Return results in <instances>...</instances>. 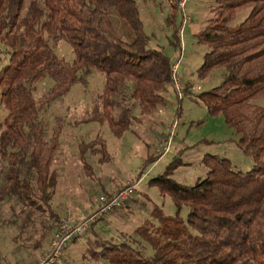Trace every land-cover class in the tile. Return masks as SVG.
<instances>
[{"label":"trees","instance_id":"1","mask_svg":"<svg viewBox=\"0 0 264 264\" xmlns=\"http://www.w3.org/2000/svg\"><path fill=\"white\" fill-rule=\"evenodd\" d=\"M165 1L170 10L164 22L178 45L176 0ZM204 1L210 16L195 38L206 50L195 72L204 77L214 68L223 71L219 83L197 97L209 115L221 114L234 130L252 165L235 170L227 158L204 154V176L186 185L170 176L183 164L174 157L147 181L171 198L174 213L154 209L157 224L133 231L151 252L137 248V241H103L98 254L108 264H264V105L258 102L264 99V0ZM22 6L23 0H0V102L7 111L0 121V158L6 161L0 201L12 194L22 205L39 200L49 208L61 120L54 119L45 138L39 110L94 69L103 74L102 88L78 121L106 122L118 137L136 120L132 107L147 116L166 104L174 63L160 46H148L134 0H31L23 12ZM243 9V18L232 24ZM60 40L71 47L70 62L53 52ZM43 77L52 84L34 98V84ZM99 142L95 137L77 144L84 165V152Z\"/></svg>","mask_w":264,"mask_h":264},{"label":"rangeland","instance_id":"2","mask_svg":"<svg viewBox=\"0 0 264 264\" xmlns=\"http://www.w3.org/2000/svg\"><path fill=\"white\" fill-rule=\"evenodd\" d=\"M31 0H23L22 12ZM40 3L41 0H35ZM139 8L143 30L149 37L148 46H160L165 55L175 64V70L184 84V91L177 100L172 83L165 94L166 104L152 115L139 116L134 106L129 128L118 137L114 136L106 122H79L89 111L94 97L100 93L103 74L92 69L83 80L73 84L69 91L39 110V118L48 138L54 127V119L61 120L59 149L51 164L55 171L56 184L52 190L49 208L39 200L34 206L22 205L12 194L0 201V264H33L46 250L59 218L70 222L88 216L96 206L97 197L109 184L113 189L134 184L133 192L117 208L92 222L82 237L74 239L66 246L56 264H108L99 257V244L103 241H127L151 252L143 242H139L133 231L142 223L157 224L152 210H160L163 215H172L174 205L171 198L148 184V180L161 173L165 166L177 157L179 164L170 175L178 183L191 185L204 176L201 163L204 154H215L230 161L233 169L246 171L251 159L236 145L237 135L228 126L221 114L209 115L204 102L197 97L201 92L216 86L222 69L214 68L204 77L196 75L201 55L206 46L197 43L195 29L209 17L207 2L187 0L183 6L188 21L181 26L182 12L174 16L179 44L172 38V26L164 22L169 12L165 0H134ZM247 9L237 12L232 24L238 23ZM206 16V17H205ZM205 17V18H204ZM205 20V21H204ZM57 57L70 62L73 58L70 45L60 40L52 47ZM5 56L0 55V66ZM177 62V63H175ZM52 81L43 77L34 84L33 97L36 98L50 87ZM264 105V99L258 101ZM131 100H128L130 105ZM7 111L0 102V121ZM174 122L173 129L169 127ZM171 129L168 149L158 146L159 138ZM99 143L84 152L83 162L78 158L77 144L92 141ZM162 153L159 158L144 164L148 156ZM6 161L0 158V184ZM95 205V206H94ZM93 209L88 210L89 207ZM186 209L181 207L183 217ZM137 241V242H132Z\"/></svg>","mask_w":264,"mask_h":264},{"label":"built area","instance_id":"3","mask_svg":"<svg viewBox=\"0 0 264 264\" xmlns=\"http://www.w3.org/2000/svg\"><path fill=\"white\" fill-rule=\"evenodd\" d=\"M187 0H176V7L179 13L182 12L181 26L188 21L185 13L183 14V6ZM177 63V62H175ZM171 83L175 91L177 100H179L184 91V84L175 70V64L171 70ZM173 129L174 122L169 126ZM171 137V129L166 136L159 138L158 146L163 151L168 149ZM134 184L127 185L123 188L113 189L108 193H101L97 197L96 206L92 213L84 218L70 222L65 218H59L52 236L49 240L46 250L36 259L33 264H56L63 254L64 249L74 239L82 237L89 225L100 216L110 212L112 209L119 207L124 200L133 192Z\"/></svg>","mask_w":264,"mask_h":264},{"label":"crops","instance_id":"4","mask_svg":"<svg viewBox=\"0 0 264 264\" xmlns=\"http://www.w3.org/2000/svg\"><path fill=\"white\" fill-rule=\"evenodd\" d=\"M206 17V16H205ZM204 17V18H205ZM208 18V17H207ZM207 18H205V20H207ZM204 20V21H205ZM203 25H204V23L203 24H201V26L199 27H197L196 29H195V32H197L198 30H200L202 27H203ZM112 186H113V184H109L106 188H102V191H111L112 190ZM95 206V205H94ZM94 206H92V207H89V209L88 210H91V209H93L94 208ZM62 257V256H61Z\"/></svg>","mask_w":264,"mask_h":264}]
</instances>
